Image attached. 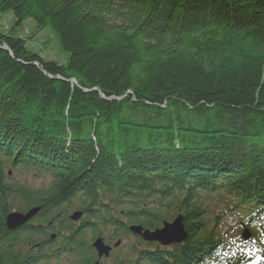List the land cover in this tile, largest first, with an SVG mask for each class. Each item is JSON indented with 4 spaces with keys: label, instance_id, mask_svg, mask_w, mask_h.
Listing matches in <instances>:
<instances>
[{
    "label": "trees",
    "instance_id": "obj_1",
    "mask_svg": "<svg viewBox=\"0 0 264 264\" xmlns=\"http://www.w3.org/2000/svg\"><path fill=\"white\" fill-rule=\"evenodd\" d=\"M0 14L68 53L45 60L0 30V264H92L99 237L119 240L110 264L264 258V0H0ZM179 215L180 244L129 230Z\"/></svg>",
    "mask_w": 264,
    "mask_h": 264
},
{
    "label": "rangeland",
    "instance_id": "obj_2",
    "mask_svg": "<svg viewBox=\"0 0 264 264\" xmlns=\"http://www.w3.org/2000/svg\"><path fill=\"white\" fill-rule=\"evenodd\" d=\"M13 20L14 19L11 15L7 14V15L3 16L0 14V30L3 32L11 31L13 28L12 27L13 26ZM10 33H12L15 36L22 38L24 40V43H25L24 45H25L26 49L29 50V52L30 51L36 52V53L40 54V56L45 60H52V61H55L56 63H59V64H65L66 63L67 58H68V55H67L68 53H66L60 47L56 36L53 34V32L51 31V29L49 27H45L39 31H36L34 23L28 19V20L24 21L21 25L15 26L13 28L12 32H10ZM2 48L7 49L5 45H2ZM9 176L13 179L14 182L16 181L19 183H24L28 187H33V188L42 187L47 182L46 176H44V175L36 176V173L32 172L31 170L26 171V172L25 171L15 172V171L10 170ZM171 221H168V222H171ZM230 232H231L230 233L231 236H233V237L238 236L236 233V229H231ZM240 232H241V230H240ZM242 233L244 234L247 232L245 230ZM242 233H240L239 238L246 245V243H248V241L250 240V236L248 237V239L244 240L243 237L241 238ZM243 234H242V236H243ZM247 234H249V233H247ZM51 236H52V234L50 235V240L55 238V236H53V237H51ZM131 242H132V238H128V239L122 241V243L126 244V245L130 244ZM107 244L111 245L110 242H108ZM119 245H120V243H119ZM126 245L121 246V248H123L124 251H127ZM114 252H115L114 249H112V251L110 250V253L107 256V262H106L107 264H110L114 260V258H113ZM250 257L251 258L248 261H251V260L255 259L256 257H258V263L257 264H264V258L261 257L260 253L253 255V256H250Z\"/></svg>",
    "mask_w": 264,
    "mask_h": 264
},
{
    "label": "water",
    "instance_id": "obj_3",
    "mask_svg": "<svg viewBox=\"0 0 264 264\" xmlns=\"http://www.w3.org/2000/svg\"><path fill=\"white\" fill-rule=\"evenodd\" d=\"M41 210L40 206L30 208L26 212L12 211L6 215L5 225L7 230H13L17 227L25 224L33 218ZM80 212H75L71 215V218L77 220L81 215ZM182 217L179 215L175 217L171 222H163L162 225L155 229L143 228L140 225H131L129 230L135 236L140 237L145 242L156 243L159 246L166 247L175 244H180L187 239V232L184 228ZM249 235L247 233L243 234V239H248ZM119 245V240L114 244H107L101 237L95 238L91 246L97 253V260L92 264H101L100 259L105 258L109 255L110 250ZM258 257L248 261L245 264H257Z\"/></svg>",
    "mask_w": 264,
    "mask_h": 264
},
{
    "label": "flooded vegetation",
    "instance_id": "obj_4",
    "mask_svg": "<svg viewBox=\"0 0 264 264\" xmlns=\"http://www.w3.org/2000/svg\"><path fill=\"white\" fill-rule=\"evenodd\" d=\"M101 259H102V260H101ZM101 259H100V263H101V264H103V263H104V264H107V263H106V262H107V257H105V258H101ZM101 261H103V262H101Z\"/></svg>",
    "mask_w": 264,
    "mask_h": 264
},
{
    "label": "bare ground",
    "instance_id": "obj_5",
    "mask_svg": "<svg viewBox=\"0 0 264 264\" xmlns=\"http://www.w3.org/2000/svg\"><path fill=\"white\" fill-rule=\"evenodd\" d=\"M16 175V174H15ZM36 188V187H35ZM30 209V208H29ZM102 260V259H101ZM101 262H103V261H101ZM104 264V263H103Z\"/></svg>",
    "mask_w": 264,
    "mask_h": 264
}]
</instances>
